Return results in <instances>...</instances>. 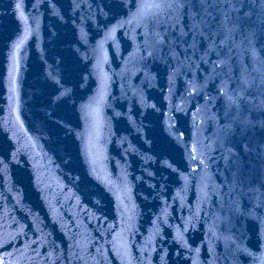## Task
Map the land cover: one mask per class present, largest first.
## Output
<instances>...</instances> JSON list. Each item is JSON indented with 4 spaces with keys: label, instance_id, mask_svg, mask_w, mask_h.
I'll use <instances>...</instances> for the list:
<instances>
[{
    "label": "water",
    "instance_id": "water-1",
    "mask_svg": "<svg viewBox=\"0 0 264 264\" xmlns=\"http://www.w3.org/2000/svg\"><path fill=\"white\" fill-rule=\"evenodd\" d=\"M0 264H264V0H0Z\"/></svg>",
    "mask_w": 264,
    "mask_h": 264
}]
</instances>
